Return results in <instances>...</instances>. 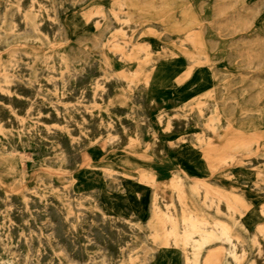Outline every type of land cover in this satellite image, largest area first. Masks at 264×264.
<instances>
[{
    "label": "rangeland",
    "instance_id": "374dc122",
    "mask_svg": "<svg viewBox=\"0 0 264 264\" xmlns=\"http://www.w3.org/2000/svg\"><path fill=\"white\" fill-rule=\"evenodd\" d=\"M174 1L0 0V264H264V0ZM167 60L202 89L148 90Z\"/></svg>",
    "mask_w": 264,
    "mask_h": 264
},
{
    "label": "bare ground",
    "instance_id": "6f19581e",
    "mask_svg": "<svg viewBox=\"0 0 264 264\" xmlns=\"http://www.w3.org/2000/svg\"><path fill=\"white\" fill-rule=\"evenodd\" d=\"M127 8H128V14L130 18H144V19H161L163 21H169L172 18V10L174 9L176 2L174 0H126ZM64 4V3H63ZM194 23V19L189 16L188 13L182 12L180 14L179 19L172 25V30L178 29L180 27H189ZM31 31V30H30ZM86 67V66H85ZM200 68H205V67H200ZM180 69V62L178 60H167V61H162L159 62L155 65L153 68L151 77L148 82V90L150 88H171L175 87L179 89H198L201 90L203 86V81L198 79L197 77L193 78L191 81V76L189 79L190 83L185 82L183 85L177 87L173 86L172 82L174 77L178 74ZM206 69V68H205ZM43 72V71H42ZM74 73V72H73ZM74 75V74H72ZM193 75V74H191ZM71 77V76H70ZM78 77V76H76ZM79 80V79H78ZM81 80V79H80ZM77 81V80H76ZM188 81V80H187ZM48 86V85H47ZM149 97H157V95H154V93H151L148 91ZM137 100V99H136ZM140 114V113H138ZM15 124V123H14ZM171 134V133H170ZM236 147L240 145L241 143H244L247 141V138L245 135L242 134H237L233 137ZM64 145V144H63ZM68 146V145H67ZM232 146V145H231ZM69 148V147H68ZM235 149V148H234ZM232 147L228 148L227 146H219L215 149L216 151H219L218 153L216 152L215 154L208 155L204 158L203 162L199 164L200 168L205 171H210L213 166L219 165L223 160H225L227 157H231V154L233 153L232 151L234 150ZM71 153V152H70ZM27 156V155H26ZM28 157V156H27ZM71 157V156H70ZM68 161V160H67ZM167 161L165 160V163L163 165L159 166H165L167 165ZM69 162V161H68ZM72 163V162H71ZM182 166V170L190 175V176H195L191 171L185 167L184 163H180ZM25 165V164H24ZM158 166L157 168V176L158 179L161 180L165 177H161L162 172ZM167 167V166H166ZM172 168H170L171 170ZM205 173V172H204ZM199 178V177H198ZM65 195V194H64ZM26 197V196H25ZM88 197V196H86ZM15 198V197H14ZM32 198V197H31ZM11 199V197H10ZM13 199V198H12ZM92 200V199H91ZM35 201V200H34ZM13 203V202H12ZM36 205H39L36 203ZM131 205L137 210H140V204L139 202H136L135 200L131 202ZM39 208V207H38ZM46 209V208H44ZM77 209V208H76ZM108 210L110 211L111 214H121L122 209L121 207L117 206L116 204L109 203L108 204ZM52 211V209H51ZM54 212V211H53ZM71 212V211H70ZM23 213V212H22ZM35 213V212H34ZM50 213V212H49ZM52 213V212H51ZM24 214V213H23ZM33 215V213H32ZM51 216V215H50ZM84 216V215H83ZM43 217V216H41ZM57 218V217H56ZM249 217L245 218L244 221L247 222ZM50 219V218H49ZM96 219V218H95ZM53 220V219H52ZM57 220V219H55ZM59 220V219H58ZM33 221V220H32ZM60 224V222L58 221ZM33 224V223H32ZM44 225V224H43ZM53 225V224H52ZM50 226V225H49ZM101 226V225H100ZM10 227V226H9ZM35 227V226H34ZM6 228V227H5ZM55 228V227H54ZM26 229V228H25ZM33 229V227H32ZM37 229V228H36ZM27 230V229H26ZM38 230V229H37ZM39 231V230H38ZM45 232V231H44ZM113 232H115L113 230ZM52 233V232H51ZM116 234V233H115ZM142 234V233H141ZM51 235V234H50ZM55 235L56 232H55ZM87 235V234H85ZM90 236V235H89ZM111 236V235H110ZM62 237V236H61ZM6 240V239H5ZM61 240V239H60ZM115 240V239H114ZM14 241V240H13ZM18 241V240H17ZM63 241V240H62ZM71 241V240H69ZM35 242V241H34ZM67 243V242H66ZM76 243V242H74ZM109 243V242H108ZM69 245V244H68ZM66 245V246H68ZM78 245V244H77ZM111 245V244H110ZM30 246V245H29ZM45 246V245H44ZM31 247V246H30ZM62 248V247H61ZM68 248V247H67ZM104 248V247H103ZM101 249V248H100ZM113 250V249H112ZM111 250V251H112ZM44 251V250H43ZM104 251V249H103ZM42 252V251H41ZM223 255V252L220 248H215V249H210L207 251L203 261L201 264H220L221 263V257ZM79 258V257H78ZM69 259V258H68ZM175 259L176 255L175 252L172 251L169 248H162L159 255L157 258L149 264H175ZM30 260V259H29ZM80 260V259H79Z\"/></svg>",
    "mask_w": 264,
    "mask_h": 264
},
{
    "label": "crops",
    "instance_id": "0c3cea01",
    "mask_svg": "<svg viewBox=\"0 0 264 264\" xmlns=\"http://www.w3.org/2000/svg\"><path fill=\"white\" fill-rule=\"evenodd\" d=\"M175 99V98H174ZM178 99V98H177ZM220 264H223V262H221Z\"/></svg>",
    "mask_w": 264,
    "mask_h": 264
}]
</instances>
